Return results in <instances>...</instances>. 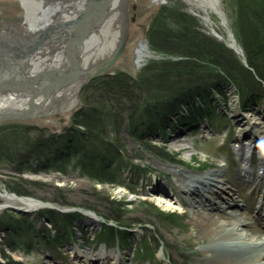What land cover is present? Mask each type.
I'll return each mask as SVG.
<instances>
[{
  "label": "rangeland",
  "instance_id": "rangeland-1",
  "mask_svg": "<svg viewBox=\"0 0 264 264\" xmlns=\"http://www.w3.org/2000/svg\"><path fill=\"white\" fill-rule=\"evenodd\" d=\"M221 7L229 20V28L241 45L238 29L239 7L237 0H222ZM0 8L8 23L17 24L21 27L22 23L25 21V16L18 0H0ZM167 8H171L178 12L180 11L187 15L188 18H193L197 22L198 30H200L199 32L211 39L218 40L231 49L227 42L228 34L226 30L219 29V34L226 39L222 40L220 36L215 34L213 30L205 24L204 20L200 18L196 11H194V8L186 0H133L129 7L130 13L127 18L130 31L125 50L121 55L122 57L106 72L107 74L116 75L117 73H124L132 77H137L149 64L170 60L181 61V59L184 58L183 55L167 54L160 50L157 51L150 42V28L154 22H156L155 19L160 12ZM140 42L149 43L153 54V57L143 62H139L138 55H136ZM117 50L118 49H115L111 58L114 57L113 55H115ZM231 50L234 51L233 49ZM234 52L239 56L236 51ZM239 58H241V61L247 66L244 58ZM92 82L93 81L89 82L84 87L79 101L85 89ZM243 100V97L237 93V89H235L233 85H226V87H223V93L213 95L211 104L208 108L205 107L207 111L211 110L215 117L213 120L209 121V127L206 129L203 127H206L207 120L204 122L201 118V121H199L198 117L194 115L197 122L193 124L192 121L190 123L191 110L189 108L188 112H185L188 107H183L185 110L183 114H185V117L189 118V120L187 119L189 122L182 119L181 122L172 121L171 126L167 128L169 134L166 139L161 137L160 134H156L153 135L152 138L150 136V139L148 138L146 141L158 147L159 150L165 148L167 152L170 153L169 159L165 156H159L154 152L148 151L145 143H143L145 141L142 143L137 142L132 134L128 132L127 124L123 126L119 135L113 132L110 137V144L115 145L116 143L119 145V143L116 142V139L119 138L124 145V150L121 153L125 161L124 165L120 166L118 162L112 164L113 168L117 167L116 169L120 176L118 181L120 184L108 182L95 183L94 179L84 175L82 168L77 167L79 165L76 167L73 166L77 162V158H73L69 164H65L63 172L55 170L53 172H33L23 175V179L37 184L36 188H28L32 196H19L15 192L10 191L9 187L18 182L21 175L12 168L0 166V192L6 191L11 194L14 193L19 197L36 199L65 210L81 209L91 211L103 220L106 218L105 215L108 216L113 210L111 211V209L108 208L102 198H110L118 202H123L126 205L125 208H127V212H125L121 220L130 223L131 227L125 226V228L133 231L134 236L132 239L133 241L135 240V243H132L125 232L121 233L113 227L112 230L108 227L100 230L97 227L89 231V228H85L78 219L76 225L71 228V232L76 237V239L73 240L87 248H96V251L99 250L98 248L102 244H107L111 250L117 249L118 244H120L122 250H125V247L132 248L131 246L134 247L135 245L133 249L134 253L132 252L134 256L132 263L134 264H209L207 260H205L204 252L210 244L207 240L201 241L199 238L200 229L198 230L192 226L188 214L181 213L178 210L175 212L164 208L157 200H152L150 196L146 195V193H148V187L144 185L142 180L145 179L144 181L146 182L148 178V182L151 183V181L153 182V180L157 178L164 182L169 188H175L176 184L173 183L174 178L166 170H163V163L177 165L188 171L204 172L213 168H218V166L221 165L218 160L222 159L226 161L224 164L228 170L227 178L229 180H234L238 172L237 170H239L242 165L241 161L238 162L239 154L235 149L237 137L242 129L240 125L247 128L246 139L252 136L257 137L258 141L264 140V99L260 101L258 105L254 104V106L248 107L246 111L242 108ZM195 106L199 107L201 110H205L199 103L195 104ZM81 107L82 102L80 101V104L73 110L63 112V114L43 116L35 120L30 119L19 122L8 121L6 123H0V126L9 125V123H21L23 125L36 126L41 130L43 128L49 129L61 135L69 133L73 128L74 114ZM235 109L237 112H235ZM200 122H202V125ZM194 126L195 128H193ZM184 139L191 140L193 148L196 151L192 154L191 159H188L184 152L171 149L173 143ZM187 150L189 151L191 149L188 148ZM99 156L100 155H98V157ZM252 156L256 162L255 164L258 165L256 154L253 153ZM134 163L135 165H133ZM135 172H138L140 175L136 179L134 178ZM142 172L145 177H141ZM255 173L258 174L257 171ZM103 180L106 179L104 178ZM135 180L137 181L135 182ZM158 189H160V185ZM121 190L123 194L119 193ZM242 191L239 193H242V197L247 200L249 205L258 203V201L255 203L256 197L250 195L251 193L248 192L249 190H246L244 186H242ZM56 200L61 202H57ZM239 200L243 203L242 198ZM154 207H157V210L154 209ZM15 208H24L27 210V205L13 201L10 202L2 198L0 199V216L3 212L7 211L11 213L12 216H27L18 213ZM45 210L52 211L46 208ZM45 210H37L36 213L33 214L34 217L32 214L31 217L36 219L38 214ZM240 214H243V217H246V221L251 223V230L254 229L256 232H259V230L262 231L261 226L258 225V222L254 218L255 214L250 213L248 209L240 212ZM218 215H221L223 218L228 217V215L223 212H220ZM79 218H81V216ZM112 221L116 227H124L123 225L121 226L123 221ZM33 224L34 225L27 227L24 226V230L27 229V231H21V239H19L17 243L19 246L18 249L11 252L7 247L5 248V253L11 255L13 260L21 264H72V256L70 255L71 253L68 252L69 242L73 241L70 239L71 237L69 236L70 238L68 239V235H61L58 237V234L53 233L54 230H50V226L54 225L48 220L40 222L39 224L36 223L37 226L35 223ZM46 227L49 230H46ZM32 228L33 230H30ZM46 231H51L52 233L50 232L51 234L49 233L48 235ZM117 231H119L120 234L116 235ZM137 233H140V235ZM47 237L52 238L53 241L51 243L49 241L44 242L43 239H47ZM3 239L4 234L2 233L0 235V245L3 243ZM47 254L51 257L47 256ZM5 263H8L7 258L0 254V264ZM254 264L259 263L255 262Z\"/></svg>",
  "mask_w": 264,
  "mask_h": 264
},
{
  "label": "trees",
  "instance_id": "trees-1",
  "mask_svg": "<svg viewBox=\"0 0 264 264\" xmlns=\"http://www.w3.org/2000/svg\"><path fill=\"white\" fill-rule=\"evenodd\" d=\"M237 3L239 37L247 66L225 44L199 32L196 20L167 8L150 28V42L157 51L183 55L181 61L149 64L137 77L117 73L95 78L82 94V107L74 114V125L69 133L60 135L21 123L1 125L0 166L12 168L21 175L19 181L9 187L10 191L19 196H32L29 189L36 188L37 184L23 179V175L63 172L65 164L73 158H77L73 166L79 165L84 175L95 183L120 184L117 167L113 168L112 164L124 165L121 154L124 145L119 138L116 139L119 145L109 141L112 133L119 135L125 124L137 142L145 141L148 151L169 159L170 153L165 148L159 150L146 141L156 134L166 139L172 117L183 112V107L191 110L190 123L197 122L194 115L199 121L205 116L213 120L214 114L205 107H209L213 95L223 93L226 85H233L243 97L244 110L259 102L264 97V0H237ZM198 103L205 110L196 107ZM102 199L113 210L105 215L106 220L123 221L121 226L131 227L129 222L121 220L127 212L123 202ZM80 216V213L63 215L45 210L33 219L31 215L12 216L8 211L3 212L0 235L3 233L4 239L0 254L7 258L5 264H21L7 255L5 248L11 252L18 249L17 243L25 227L33 223L37 226L48 219L54 225L53 233L58 237L68 235V239L74 237L71 228ZM46 232L49 235L51 231ZM43 241L51 243L53 239L47 237Z\"/></svg>",
  "mask_w": 264,
  "mask_h": 264
},
{
  "label": "bare ground",
  "instance_id": "bare-ground-1",
  "mask_svg": "<svg viewBox=\"0 0 264 264\" xmlns=\"http://www.w3.org/2000/svg\"><path fill=\"white\" fill-rule=\"evenodd\" d=\"M18 1L24 11L25 21L21 27L17 24L3 23L0 39H2L4 47L13 48L12 45L16 41L27 45L28 40L40 37L42 32L50 27L49 24L54 23L63 14L66 15L65 20L68 21V26L62 34L67 37L70 35V32L75 28L72 25L76 19L80 23V28H85L84 31L87 32L86 39L78 46L77 53L81 68L78 80L63 89L60 95L62 99H59V103H51L46 109L47 113H59L63 107L69 108L70 103L67 102L66 96L73 93L74 87L78 88L87 83L89 75L97 67L108 62L115 49L119 50L122 46L130 31L127 18L133 0ZM186 1L222 40L225 37L219 34V29H225L228 34L229 46L244 58L242 47L228 26L229 20L221 7L222 0ZM74 33L79 32L76 31L72 34ZM139 44L136 52L139 62L153 57L149 43L140 42ZM6 47L5 51H7ZM63 47L65 48V46ZM65 53L64 50L60 51V55L54 63L45 65L49 67L53 65L51 69L57 72L69 70L71 58ZM58 98L55 97V99ZM13 105L15 104L10 96L0 99V113ZM235 112H237L236 109ZM240 126H242L241 135L239 134L237 137L235 149L243 161L234 180L227 178L228 170L224 164L226 161L223 159L218 160L221 164L218 168L204 172L188 171L177 165L163 163V170H166L174 178L175 188L165 186L164 190L163 188L154 190L153 185L146 193L152 200H157L162 207L188 214L192 226L200 229L199 238L201 241L207 240L210 244L204 252L205 260L209 264H254L255 262L264 264V140L258 141L257 137L252 136L246 139L247 128L243 125ZM186 148L191 150L188 151ZM171 149L184 152L188 159H191L192 154L196 152L193 143L188 139L173 143ZM253 152H258L261 156L257 162L258 165L254 163ZM256 171L258 176H256ZM241 184L247 187L245 189L249 190L250 195L256 197L255 203L258 201V206L257 204L249 205L247 200L242 197V193H239L242 191ZM119 193L123 194V191L121 190ZM1 198L10 202L24 203L27 205V210L32 213L46 208L41 201L19 197L6 191L0 192ZM241 198L244 203L239 200ZM245 209L255 214L254 218L261 226L262 231L251 230V223L246 221L245 216L244 219L243 214H240ZM220 212L228 217L223 218L218 215ZM88 214L90 215L87 217V221H90L89 227L94 228L100 222L98 216L92 212H88ZM137 234L140 235V233ZM70 244L71 248L68 251L71 253L70 255H73L72 264H106L104 261L107 264H126L123 259L124 252H110L105 245L96 251V248H87L73 241ZM132 249L128 250L133 251Z\"/></svg>",
  "mask_w": 264,
  "mask_h": 264
},
{
  "label": "water",
  "instance_id": "water-1",
  "mask_svg": "<svg viewBox=\"0 0 264 264\" xmlns=\"http://www.w3.org/2000/svg\"><path fill=\"white\" fill-rule=\"evenodd\" d=\"M65 16L63 14L54 23L50 24V27L43 31L40 37L34 40H28L27 45L16 41L12 45L13 48H7L5 46L7 50L5 51V47L2 46L3 41L0 39V99L10 96L15 104L0 113V123H6L8 121L19 122L30 119L35 120L43 116L58 115L73 110L80 103L79 99L84 87L89 82L94 81L95 78L105 76L107 74L106 72L122 57L121 55L125 50L129 33L126 35L122 46L115 53L114 57L108 62H105L104 65L97 67L89 75L87 83L78 88L74 87L73 93L70 96H66L68 98L67 102L69 101L68 103H70L69 108L63 107L59 113H47L46 109L48 105L51 103H59V99H62L60 95L63 89L76 82L81 72L80 59L77 52L78 46L86 39L87 32L84 31L85 28H80V23L76 19L72 25L75 28L70 32V35L67 37L62 34L68 26V21L65 20ZM76 31L79 33L72 34ZM62 50L66 51L65 54L71 58V62L68 67L69 70L57 72L51 69L53 65L50 67L47 65L54 63ZM39 65L40 67H37ZM55 97L59 98L55 99ZM43 204L46 206V209L55 212L58 211L61 214L80 212L87 218L90 216L88 212H91L81 209L65 210L52 204ZM15 210L22 215L35 213L24 208H15ZM103 223L108 224L105 221ZM108 225L115 226L112 222Z\"/></svg>",
  "mask_w": 264,
  "mask_h": 264
},
{
  "label": "flooded vegetation",
  "instance_id": "flooded-vegetation-1",
  "mask_svg": "<svg viewBox=\"0 0 264 264\" xmlns=\"http://www.w3.org/2000/svg\"><path fill=\"white\" fill-rule=\"evenodd\" d=\"M4 22H7V20L5 19L3 13H2V9L0 11V30L3 29V26H4ZM7 24H10L7 22Z\"/></svg>",
  "mask_w": 264,
  "mask_h": 264
}]
</instances>
